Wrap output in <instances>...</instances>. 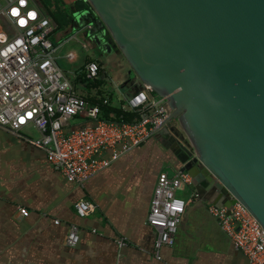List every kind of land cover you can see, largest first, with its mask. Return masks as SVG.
Segmentation results:
<instances>
[{
	"label": "water",
	"instance_id": "1",
	"mask_svg": "<svg viewBox=\"0 0 264 264\" xmlns=\"http://www.w3.org/2000/svg\"><path fill=\"white\" fill-rule=\"evenodd\" d=\"M55 2L70 32L104 29L127 82L169 109L150 136L167 142L197 198L241 203L264 232V0Z\"/></svg>",
	"mask_w": 264,
	"mask_h": 264
},
{
	"label": "built area",
	"instance_id": "2",
	"mask_svg": "<svg viewBox=\"0 0 264 264\" xmlns=\"http://www.w3.org/2000/svg\"><path fill=\"white\" fill-rule=\"evenodd\" d=\"M57 29L35 0H0V130L28 140L45 152L48 163L68 183L82 184L148 139L170 111L146 85L118 103L107 96L92 100L79 94L74 80L84 73L87 80L94 81L99 75L98 63H85V58L76 66L75 53L63 47L75 40L86 53L93 43L94 35L88 36L93 25L75 29L66 39ZM111 106L122 113H135L138 119L132 123L108 120L102 108ZM28 127L39 133L38 139L29 140L22 134ZM182 186L189 189L191 197H197L186 172L176 169L170 176L162 171L157 177L146 217V224L157 232L156 259H160L158 252L163 246L174 244L187 206L176 194ZM96 209L87 199L74 205L81 219ZM18 212L21 217L28 216L24 208ZM207 212L248 264H264V232L241 203L229 208L209 204ZM79 232L78 226H69L68 247L77 246ZM116 244L121 248L126 239L121 237Z\"/></svg>",
	"mask_w": 264,
	"mask_h": 264
},
{
	"label": "crops",
	"instance_id": "3",
	"mask_svg": "<svg viewBox=\"0 0 264 264\" xmlns=\"http://www.w3.org/2000/svg\"><path fill=\"white\" fill-rule=\"evenodd\" d=\"M57 32L63 39L73 33ZM22 134L40 136L31 127ZM175 163L163 139L150 136L82 184L68 183L43 150L0 130V264H248L209 216V203L190 193L174 244L156 259L157 232L146 217L159 173L176 170ZM80 199L97 207L82 219L74 211ZM70 225L80 231L73 248L65 242ZM121 237L126 245L119 248Z\"/></svg>",
	"mask_w": 264,
	"mask_h": 264
},
{
	"label": "rangeland",
	"instance_id": "4",
	"mask_svg": "<svg viewBox=\"0 0 264 264\" xmlns=\"http://www.w3.org/2000/svg\"><path fill=\"white\" fill-rule=\"evenodd\" d=\"M54 1V0H53ZM51 1V3L53 2ZM54 3V2H53ZM74 33H71L69 36H73ZM68 36V35H67ZM68 36V37H69ZM78 40L82 39V36H77ZM93 43L89 44L88 51L85 53L83 51L79 50L78 44L75 40L69 41L67 45L63 47V50H73V52L76 55V66L83 63V60L85 58L87 59H96L97 53L95 49L92 46ZM100 65V74L95 79L96 82H101L100 90L103 93L104 96L111 97L113 103H118L122 100H126L125 98L128 96L127 92L124 89V82L128 79V71L129 66L123 59L122 55L118 50L114 51L111 56H107L104 62H100V60H97ZM132 76V74H130ZM132 81H135L136 84H138V81L134 76L131 78ZM126 83V82H125ZM77 90L84 89L83 85L80 83H77ZM120 90V91H119ZM98 90H95V92ZM171 163V162H170ZM171 165H169V168H166L167 173L172 176L174 170H171ZM173 169V168H172ZM189 189L186 187H181L177 189L176 194L178 197L183 199L185 202L189 199Z\"/></svg>",
	"mask_w": 264,
	"mask_h": 264
},
{
	"label": "trees",
	"instance_id": "5",
	"mask_svg": "<svg viewBox=\"0 0 264 264\" xmlns=\"http://www.w3.org/2000/svg\"><path fill=\"white\" fill-rule=\"evenodd\" d=\"M36 3L40 6V8L42 9L43 13L45 15L50 16L55 22L56 24H58L57 26L58 29L57 31H61V30H65L68 28V20L66 18V15L58 8V7H53L52 3L50 0H42V2L40 3L38 0H35ZM94 60L95 62L98 63L99 66V74L100 72V65L99 62L95 59H86L85 63ZM84 68V67H82ZM74 87L77 90V83H80L83 85L84 89H80V93L83 96H86L87 98H91L92 100H96L98 98H103L104 95L101 92V90H98V88L101 87V82H96V80L94 81H90L87 80L85 77V74L82 73L81 76H79L76 80H74ZM95 90H98L95 92ZM79 91V90H77ZM110 102H112L111 97H108ZM102 115L104 118L108 119V120H115V121H123L126 123H132L135 120L138 119L137 114L135 113H122L120 111V108L118 107H104L102 108Z\"/></svg>",
	"mask_w": 264,
	"mask_h": 264
},
{
	"label": "flooded vegetation",
	"instance_id": "6",
	"mask_svg": "<svg viewBox=\"0 0 264 264\" xmlns=\"http://www.w3.org/2000/svg\"><path fill=\"white\" fill-rule=\"evenodd\" d=\"M40 3L42 0H38ZM53 1V0H50ZM55 2V0L53 1ZM53 7H58L60 9V6L57 4V2L52 3ZM61 10V9H60ZM104 29L99 30L97 27L96 32L94 33V39H93V48L95 49L97 56L96 59L100 60V62H104L107 56H111V54L118 50L114 47V44L110 37L104 33ZM126 82V83H125ZM124 82V89L127 93H130L134 90H137L140 88V84H136V82H133L132 80L130 82H127V80ZM167 143V142H165Z\"/></svg>",
	"mask_w": 264,
	"mask_h": 264
}]
</instances>
